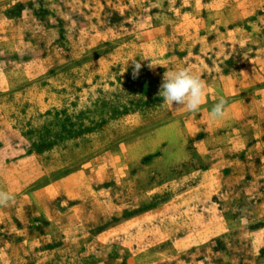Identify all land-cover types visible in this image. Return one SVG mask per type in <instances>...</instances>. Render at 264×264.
Masks as SVG:
<instances>
[{
  "label": "rangeland",
  "instance_id": "rangeland-1",
  "mask_svg": "<svg viewBox=\"0 0 264 264\" xmlns=\"http://www.w3.org/2000/svg\"><path fill=\"white\" fill-rule=\"evenodd\" d=\"M0 189V264H264V0H0Z\"/></svg>",
  "mask_w": 264,
  "mask_h": 264
},
{
  "label": "clouds",
  "instance_id": "clouds-1",
  "mask_svg": "<svg viewBox=\"0 0 264 264\" xmlns=\"http://www.w3.org/2000/svg\"><path fill=\"white\" fill-rule=\"evenodd\" d=\"M148 67L154 68L153 63ZM142 64L133 60V78H137ZM158 95L163 98V104L174 105L177 109H186L188 112L199 111L205 101L206 84L200 76L189 67H181L173 71H166ZM227 100L223 97L213 105L211 117L213 120L222 119L227 108ZM15 196L0 189V207H7L14 203Z\"/></svg>",
  "mask_w": 264,
  "mask_h": 264
}]
</instances>
